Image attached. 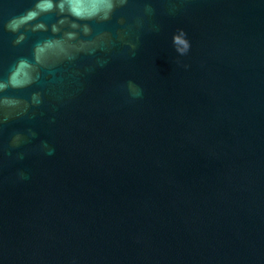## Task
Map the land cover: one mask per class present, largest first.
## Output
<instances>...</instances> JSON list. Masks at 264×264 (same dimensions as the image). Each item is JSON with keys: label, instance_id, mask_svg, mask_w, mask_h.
Masks as SVG:
<instances>
[{"label": "water", "instance_id": "1", "mask_svg": "<svg viewBox=\"0 0 264 264\" xmlns=\"http://www.w3.org/2000/svg\"><path fill=\"white\" fill-rule=\"evenodd\" d=\"M32 3L0 0V82L34 65L0 89V264H264V3L123 0L75 29L45 14L15 43L3 23ZM67 31L83 50L37 63Z\"/></svg>", "mask_w": 264, "mask_h": 264}, {"label": "clouds", "instance_id": "2", "mask_svg": "<svg viewBox=\"0 0 264 264\" xmlns=\"http://www.w3.org/2000/svg\"><path fill=\"white\" fill-rule=\"evenodd\" d=\"M118 2L123 0H33L30 7L23 11L15 12L11 14L3 23V27L12 33H20L15 40V43H20L24 39V34L21 29H27L31 27L33 30L46 29L47 26L39 20V17L55 12L60 19L57 24L51 26L52 32L59 31L58 25L64 24L68 17H72L70 27L72 29L80 27L79 21H90L95 19L106 20L109 19L114 11ZM264 3V0H261ZM35 22V23H33ZM83 31L87 34L90 29L85 23L83 25ZM77 33L74 31H67L64 33V38L61 39H48L35 46L34 58L37 63H40L49 54L63 55L72 58L70 49L75 48L77 51L83 50L86 42H81L79 47L76 45L66 44L67 41L74 40ZM172 45L175 53L177 54V63L179 58L186 56L191 49V42L188 39L187 33L183 28H178L173 33ZM133 47H135L133 45ZM133 55L135 52L132 53ZM106 63V61L104 62ZM103 63L101 64V66ZM185 68L188 65H184ZM34 71V65L27 59H20L11 68L7 81L0 82V89L6 88L9 85L12 87H23L30 84L33 80L32 72ZM126 91L127 97L131 100L138 99L143 95L142 87L135 81L129 79L124 85H122ZM35 102H39L34 97ZM5 103L15 104V100H6ZM22 138L17 134L12 143L19 145ZM38 150L45 155H52L55 149L48 144L47 141H41L37 146ZM21 155L20 159H23ZM17 177L20 180L27 179V174L23 170H17Z\"/></svg>", "mask_w": 264, "mask_h": 264}]
</instances>
